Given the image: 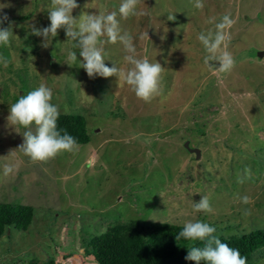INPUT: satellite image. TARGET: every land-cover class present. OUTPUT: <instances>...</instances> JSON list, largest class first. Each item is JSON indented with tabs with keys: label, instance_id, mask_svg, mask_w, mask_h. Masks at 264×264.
<instances>
[{
	"label": "rangeland",
	"instance_id": "obj_1",
	"mask_svg": "<svg viewBox=\"0 0 264 264\" xmlns=\"http://www.w3.org/2000/svg\"><path fill=\"white\" fill-rule=\"evenodd\" d=\"M45 114L82 116L88 142ZM4 204L32 217L0 264H96L92 239L129 223L264 233V0H0Z\"/></svg>",
	"mask_w": 264,
	"mask_h": 264
},
{
	"label": "trees",
	"instance_id": "obj_2",
	"mask_svg": "<svg viewBox=\"0 0 264 264\" xmlns=\"http://www.w3.org/2000/svg\"><path fill=\"white\" fill-rule=\"evenodd\" d=\"M38 103L23 102L22 115H37ZM44 131L60 145H84L88 142L85 120L79 115L45 114ZM32 217L28 206L0 205V237L7 227L26 230ZM134 223L119 225L92 239L90 247L96 264H240L264 246V233L254 230L229 239H214L211 235L182 226L154 224L142 235L133 229ZM138 232V233H137ZM186 260L181 256L185 249Z\"/></svg>",
	"mask_w": 264,
	"mask_h": 264
},
{
	"label": "water",
	"instance_id": "obj_3",
	"mask_svg": "<svg viewBox=\"0 0 264 264\" xmlns=\"http://www.w3.org/2000/svg\"><path fill=\"white\" fill-rule=\"evenodd\" d=\"M213 65L214 68H217L219 66V62L217 60H212L210 63H208V66ZM188 142L184 143V147H187ZM196 154H198V150H195Z\"/></svg>",
	"mask_w": 264,
	"mask_h": 264
}]
</instances>
